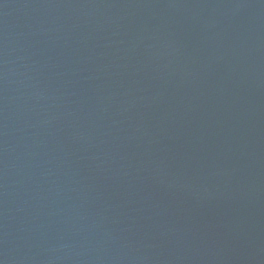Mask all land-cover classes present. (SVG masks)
Listing matches in <instances>:
<instances>
[{
  "label": "water",
  "instance_id": "95a60500",
  "mask_svg": "<svg viewBox=\"0 0 264 264\" xmlns=\"http://www.w3.org/2000/svg\"><path fill=\"white\" fill-rule=\"evenodd\" d=\"M0 264H264V0H0Z\"/></svg>",
  "mask_w": 264,
  "mask_h": 264
}]
</instances>
